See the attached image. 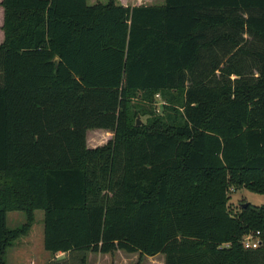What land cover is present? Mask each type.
Segmentation results:
<instances>
[{"label":"trees","instance_id":"1","mask_svg":"<svg viewBox=\"0 0 264 264\" xmlns=\"http://www.w3.org/2000/svg\"><path fill=\"white\" fill-rule=\"evenodd\" d=\"M144 2H0V264L35 210L53 255L264 264V205L227 206L264 195V0ZM92 129L113 137L88 149Z\"/></svg>","mask_w":264,"mask_h":264},{"label":"rangeland","instance_id":"2","mask_svg":"<svg viewBox=\"0 0 264 264\" xmlns=\"http://www.w3.org/2000/svg\"><path fill=\"white\" fill-rule=\"evenodd\" d=\"M88 5H92L95 3L105 4L108 0H86ZM144 0H142V4H144ZM247 41H252L251 37H246ZM258 48V47H257ZM247 58V57H246ZM250 60H247V65L252 67L248 68L247 72H245V78L243 79H253L251 77H257L258 72L253 67V63ZM218 73V72H217ZM215 74L218 77V74ZM248 77V78H246ZM235 77H230V80H234ZM164 102L156 96L155 101L153 103V112L156 116H164L165 109H163ZM173 107V106H171ZM140 121V125L146 121L145 117H136ZM137 125V124H136ZM139 126V125H138ZM87 136L91 135V131H88ZM89 148H94L96 145L87 141ZM228 210L231 214H236L240 211V208L243 204H249L251 206H261L264 205V195L251 192L245 188H230L228 192ZM33 224L27 236L21 237L13 243V246L9 248L6 252V264H31L30 256L37 257L35 260V264H45L48 260H50L51 253L44 250L43 247V211L35 210L33 216ZM26 221L25 216L22 212H7L6 213V226L9 229H15ZM30 240V246L27 247L26 241ZM32 243V244H31ZM69 252L66 255H59L58 258H54L50 264H80L81 259L85 258L84 263L87 264H95V260L97 264H104L102 261V256L93 254V252ZM94 257V258H93ZM129 257H133L132 261H128L127 264H164V256L162 254H157L151 258H141L137 253L134 255H129ZM148 257V256H146ZM93 259V260H92ZM57 261V263H56ZM33 264V263H32Z\"/></svg>","mask_w":264,"mask_h":264},{"label":"crops","instance_id":"3","mask_svg":"<svg viewBox=\"0 0 264 264\" xmlns=\"http://www.w3.org/2000/svg\"><path fill=\"white\" fill-rule=\"evenodd\" d=\"M1 1L2 0H0V2ZM3 19H4V8L0 5V44L2 43L3 38H4V33H3V30H2ZM88 131H91V135H89V136L86 135ZM86 134H85V141H86V147L88 149H94L96 147L103 146L109 140H111L112 137H113V133L112 132L107 131V130H102V129L87 130ZM87 141H89L90 143H93L94 145H96V147L89 148ZM26 244H27L26 246L28 248L31 247L29 245L30 244V240L26 241ZM68 253L69 252H58V253H56L54 255L51 254L50 260H48L45 264H50L53 261L54 258H58L59 255H66ZM76 253H74V254H76ZM93 254H97V255L102 256L101 258H102V261L104 262V264H127L128 261H132L133 260V257H129V255H134L135 253H126V252H123L121 250H115L112 254H101V253H93ZM138 256H139V254H138ZM141 258L142 257H139V259H141ZM143 258H145V260H146V258H151V257L144 256ZM36 259H38V258L31 255L29 261H31V264L32 263L35 264V260ZM56 263H57V261H56ZM88 263H89V260H88ZM63 264H64V262H63ZM95 264H97L96 260H95Z\"/></svg>","mask_w":264,"mask_h":264},{"label":"built area","instance_id":"4","mask_svg":"<svg viewBox=\"0 0 264 264\" xmlns=\"http://www.w3.org/2000/svg\"><path fill=\"white\" fill-rule=\"evenodd\" d=\"M259 232L255 234L246 235L242 239V246L245 249H254L260 245V241L258 239Z\"/></svg>","mask_w":264,"mask_h":264},{"label":"water","instance_id":"5","mask_svg":"<svg viewBox=\"0 0 264 264\" xmlns=\"http://www.w3.org/2000/svg\"><path fill=\"white\" fill-rule=\"evenodd\" d=\"M136 124H137V125H140V121H139L138 119H137V121H136ZM246 206H247L246 203L242 205L243 208H245Z\"/></svg>","mask_w":264,"mask_h":264}]
</instances>
